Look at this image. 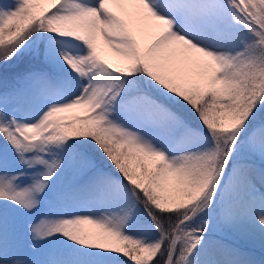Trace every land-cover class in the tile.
Here are the masks:
<instances>
[{"label":"snow or ice","instance_id":"obj_1","mask_svg":"<svg viewBox=\"0 0 264 264\" xmlns=\"http://www.w3.org/2000/svg\"><path fill=\"white\" fill-rule=\"evenodd\" d=\"M0 264H264V0H0Z\"/></svg>","mask_w":264,"mask_h":264}]
</instances>
